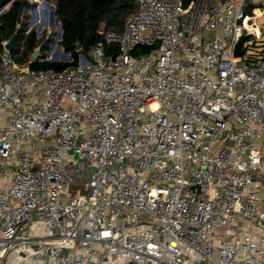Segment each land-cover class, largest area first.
<instances>
[{
  "label": "built area",
  "instance_id": "1",
  "mask_svg": "<svg viewBox=\"0 0 264 264\" xmlns=\"http://www.w3.org/2000/svg\"><path fill=\"white\" fill-rule=\"evenodd\" d=\"M128 1L76 66L0 38V264H264V0Z\"/></svg>",
  "mask_w": 264,
  "mask_h": 264
},
{
  "label": "trees",
  "instance_id": "2",
  "mask_svg": "<svg viewBox=\"0 0 264 264\" xmlns=\"http://www.w3.org/2000/svg\"><path fill=\"white\" fill-rule=\"evenodd\" d=\"M56 6V21L61 23L63 34L60 46L72 54L73 60L65 63L32 61L35 69L62 70L76 66L79 55L88 52L97 44L98 33L107 31H121L125 18L137 10L134 2L128 0H45ZM191 0H186L189 3ZM9 5V8L0 16V38L15 39V47L11 56L18 64H26L33 58L34 51L40 49V57H45L51 42L54 41V30L47 37V31L40 36L33 29L28 31L27 7L29 0H0V9ZM24 14V21L18 23L19 16ZM80 44V49L77 45ZM106 47V43H105ZM109 56L117 53V46L106 47Z\"/></svg>",
  "mask_w": 264,
  "mask_h": 264
},
{
  "label": "water",
  "instance_id": "3",
  "mask_svg": "<svg viewBox=\"0 0 264 264\" xmlns=\"http://www.w3.org/2000/svg\"><path fill=\"white\" fill-rule=\"evenodd\" d=\"M53 14H54V12L52 13L51 25H54L55 20H56L54 18ZM20 22H21V16H19V19H18V23H20ZM248 25L249 26H253V25L257 26L259 29V35L260 36L264 35V10H262L260 15H253L252 17H250L248 19ZM245 40H246V37H242L241 40L239 41V43L236 45V49H235L236 56L242 55L243 52L241 50V46ZM97 42L98 43H104V38H103L102 33H98ZM14 47H15V39L12 38L8 43L7 49L9 51H12L14 49ZM76 47H77V49H80L81 45L78 44ZM39 56H40V49L37 48L34 51L32 58H33V60H37L39 58Z\"/></svg>",
  "mask_w": 264,
  "mask_h": 264
},
{
  "label": "rangeland",
  "instance_id": "4",
  "mask_svg": "<svg viewBox=\"0 0 264 264\" xmlns=\"http://www.w3.org/2000/svg\"><path fill=\"white\" fill-rule=\"evenodd\" d=\"M29 3H30V0H29ZM186 4H188L187 2H186ZM49 5H51V6H55V4H49ZM37 6L36 5H34L33 7L32 6H28L27 7V11H24V14H25V12H27V15H30L29 16V18H28V27L30 26V22H31V19H32V12H31V10H33L34 8H36ZM42 10H43V14H44V16H48L49 14L51 15L52 13H51V11L50 10H48L46 7H44V8H42ZM56 11V10H55ZM55 11H54V18L56 19V15H55ZM24 14L21 16L22 18H21V22L20 23H22L23 21H24ZM59 23L56 21V24H55V28H54V30L57 32V34L59 33V30H60V28H59ZM53 27H51V29H52ZM36 30V33H38V28H36L35 29ZM53 30V31H54ZM43 31H46V30H43ZM57 34H55L56 35V38H57ZM55 38V39H56ZM254 42H255V44H254ZM248 43H250V44H248ZM53 44V42H51V45ZM111 45H114V44H108V43H106V47L107 48H109ZM246 46H248L247 47V51H248V53L247 54H250L251 52H254L255 50H263L264 49V36H262L261 38H257V37H255V36H251V37H249L248 38V40H247V44H246ZM105 47V48H106ZM50 48V47H49ZM48 48V49H49ZM254 48H256V49H254ZM90 52H91V49L88 51V52H85L84 53V55L85 56H89L90 55ZM21 65V64H20ZM24 65V64H23ZM81 189H82V193H85L86 191L83 189V187H81ZM68 191L69 192H73V187L72 186H70L69 187V189H68Z\"/></svg>",
  "mask_w": 264,
  "mask_h": 264
},
{
  "label": "bare ground",
  "instance_id": "5",
  "mask_svg": "<svg viewBox=\"0 0 264 264\" xmlns=\"http://www.w3.org/2000/svg\"><path fill=\"white\" fill-rule=\"evenodd\" d=\"M39 14H40V12H39Z\"/></svg>",
  "mask_w": 264,
  "mask_h": 264
}]
</instances>
